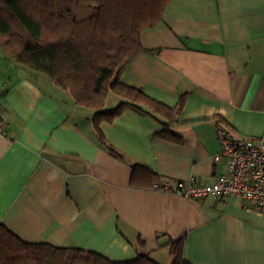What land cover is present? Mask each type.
<instances>
[{
    "label": "crops",
    "instance_id": "crops-1",
    "mask_svg": "<svg viewBox=\"0 0 264 264\" xmlns=\"http://www.w3.org/2000/svg\"><path fill=\"white\" fill-rule=\"evenodd\" d=\"M140 44L145 51L120 81L179 106L169 130L180 142L162 138L153 118L125 109L98 125L123 160L98 141L91 110L0 50V226L27 243L113 262L147 253L171 264L160 245L182 237L190 264H264V216L252 203L130 185L133 164L171 185L214 183L226 168L224 157L214 161L217 127L264 141V0H169Z\"/></svg>",
    "mask_w": 264,
    "mask_h": 264
},
{
    "label": "trees",
    "instance_id": "trees-1",
    "mask_svg": "<svg viewBox=\"0 0 264 264\" xmlns=\"http://www.w3.org/2000/svg\"><path fill=\"white\" fill-rule=\"evenodd\" d=\"M169 0H0V50L14 64L44 75L70 94L75 105L91 110L98 141L107 152L123 156L106 145L99 133L102 121L111 122L125 110L159 122L160 136L180 142L169 128L179 106H163L140 90L123 85L121 74L130 60L145 50L140 34L161 21ZM120 98L104 111L109 95ZM162 179L149 168L131 165L130 185L152 188ZM171 264H190L182 257L183 238L170 240ZM0 264H158L147 253L130 261L113 262L77 248L27 243L0 226Z\"/></svg>",
    "mask_w": 264,
    "mask_h": 264
},
{
    "label": "built area",
    "instance_id": "built-area-1",
    "mask_svg": "<svg viewBox=\"0 0 264 264\" xmlns=\"http://www.w3.org/2000/svg\"><path fill=\"white\" fill-rule=\"evenodd\" d=\"M220 153L214 157L226 160L225 171L210 185L197 184L192 178L171 185L162 181L152 189L173 193L189 200L239 198L252 203L253 209L264 216V141L239 139L222 127L216 128ZM4 125L0 110V137L4 136Z\"/></svg>",
    "mask_w": 264,
    "mask_h": 264
},
{
    "label": "rangeland",
    "instance_id": "rangeland-1",
    "mask_svg": "<svg viewBox=\"0 0 264 264\" xmlns=\"http://www.w3.org/2000/svg\"><path fill=\"white\" fill-rule=\"evenodd\" d=\"M0 41H2V39H0ZM117 98L114 95H112V94L108 96L106 104H105V109L107 111L113 110L118 105Z\"/></svg>",
    "mask_w": 264,
    "mask_h": 264
}]
</instances>
